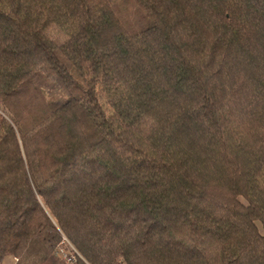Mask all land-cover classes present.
Instances as JSON below:
<instances>
[{"label": "trees", "instance_id": "1", "mask_svg": "<svg viewBox=\"0 0 264 264\" xmlns=\"http://www.w3.org/2000/svg\"><path fill=\"white\" fill-rule=\"evenodd\" d=\"M264 264V0H0V264Z\"/></svg>", "mask_w": 264, "mask_h": 264}, {"label": "built area", "instance_id": "2", "mask_svg": "<svg viewBox=\"0 0 264 264\" xmlns=\"http://www.w3.org/2000/svg\"><path fill=\"white\" fill-rule=\"evenodd\" d=\"M58 256L66 260L68 263H75L77 260L78 252L72 246L67 238L63 239L61 246L57 250Z\"/></svg>", "mask_w": 264, "mask_h": 264}, {"label": "crops", "instance_id": "3", "mask_svg": "<svg viewBox=\"0 0 264 264\" xmlns=\"http://www.w3.org/2000/svg\"><path fill=\"white\" fill-rule=\"evenodd\" d=\"M16 260L12 256H6L2 264H15Z\"/></svg>", "mask_w": 264, "mask_h": 264}]
</instances>
